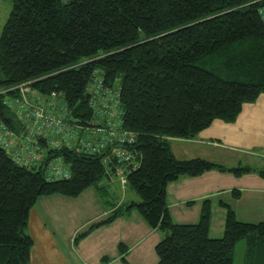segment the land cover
Returning a JSON list of instances; mask_svg holds the SVG:
<instances>
[{
  "label": "trees",
  "instance_id": "1",
  "mask_svg": "<svg viewBox=\"0 0 264 264\" xmlns=\"http://www.w3.org/2000/svg\"><path fill=\"white\" fill-rule=\"evenodd\" d=\"M12 3L0 37V123L12 132L7 144L0 138V264L31 263L29 222L40 198L76 197L93 185L105 197L116 172L141 200L116 206L75 243L136 211L166 233L156 245L158 264H234L243 239L247 264H264V220L242 221L221 201L225 229L214 238L210 199L196 223L173 221L167 202V186L183 176L219 170L264 177L255 166L178 159L170 143L195 138L215 120L235 122L264 93V0ZM25 98L65 131L30 134L20 112ZM110 127L135 135L121 145L131 159L109 156ZM99 145L107 146L94 150Z\"/></svg>",
  "mask_w": 264,
  "mask_h": 264
},
{
  "label": "crops",
  "instance_id": "2",
  "mask_svg": "<svg viewBox=\"0 0 264 264\" xmlns=\"http://www.w3.org/2000/svg\"><path fill=\"white\" fill-rule=\"evenodd\" d=\"M261 102L263 103V133H261L263 140L261 141L264 147L263 93L255 102L246 103L243 106V110L235 122L229 123L223 120H215L210 127L200 132L193 139L171 138L170 143L174 155L181 160L201 157L229 167H235L234 165L236 163L232 159L234 161L237 159V163L241 164L239 158L242 153L250 156L251 154H256L249 146L252 139L255 138L253 135L256 133L253 131L241 133L236 127L243 123L246 115ZM222 129L224 131L229 130L230 138H226L228 132H225L224 135L221 133ZM263 156L264 153L259 155V157ZM115 177L114 182L108 184L106 189L108 194L105 198L106 202L104 201L106 206H102L99 201L98 203L95 202V197L93 196L94 190L89 191L91 192V196L87 200L86 206H79L74 212L67 213L64 216L58 215L56 209L59 206L70 204L71 198L53 195L42 197L38 200L31 210L29 222V226L31 227L32 225L33 228L31 235L34 239L30 264H121L119 262V255L116 252L118 241L123 240V238H120L122 235L118 232L117 227H115L118 221L96 229L90 234L91 237L79 246L73 242L75 236L80 231L86 229L85 227L88 228L92 224L107 217L116 206L130 202L126 200L130 191L133 190L123 187L119 181V177ZM234 189H238L241 192V197L236 200L232 198ZM263 196L264 177L260 176L257 172L245 174L243 177H236L228 172L210 170L197 177H180L178 180L170 183L167 188L169 211L177 223L198 222L203 201L205 199L212 200L211 237L222 236L225 229V211L218 202L221 200L229 202L234 207L236 213H238L237 209L241 210L243 206L250 210L257 209L260 199L261 203H263ZM72 200L78 201L79 199ZM140 200L139 196L131 193V201L139 202ZM49 202L52 203L51 219H49L45 211L40 212L38 210L39 208L44 210L49 205ZM109 203H112V205H109ZM38 204L39 207L36 209L35 207ZM113 204L116 205L114 206ZM90 205L92 206L90 207ZM177 214L184 220H177L175 218ZM253 216L255 218H261L263 217V213L254 214ZM130 217L133 218L131 215L125 218ZM260 220L262 221V219ZM155 230L160 232L156 231L157 239H160L158 241L159 243L165 237L166 233L158 228ZM68 233L70 238H68ZM130 235L132 237L131 233ZM130 235H126L124 240L129 239ZM65 238L72 239V243L68 245L61 244L60 241L65 240ZM246 242L248 251L250 244L248 240ZM105 255H108L107 259L110 257L108 261L103 260ZM111 257H113L112 261ZM140 259V262L136 260H131V262L132 264H158L157 258L151 257V262H148L150 259Z\"/></svg>",
  "mask_w": 264,
  "mask_h": 264
},
{
  "label": "rangeland",
  "instance_id": "3",
  "mask_svg": "<svg viewBox=\"0 0 264 264\" xmlns=\"http://www.w3.org/2000/svg\"><path fill=\"white\" fill-rule=\"evenodd\" d=\"M12 7H13L12 0H0V37H1L2 31H3L4 25L10 16V13L12 11ZM236 128H237V130L241 131V133H243V132L249 133L250 131H253L256 133L253 135V136H255V138L252 139L251 144L249 145L250 148L256 154H251V156H250V155H245L242 153L240 158H239V160L241 161V164L237 163L238 162L237 159H235V161H234V159H232V161L236 163L234 166L237 167V166L241 165L243 167L255 166L256 168H264V158H263L264 156L259 157V155L264 153L263 142L261 141V140H263V135L261 134V133H263L262 132L263 131V103L261 102L260 104H257L252 109V111L246 115V117L243 120V123H241L239 126L237 125ZM236 128H234V129H236ZM228 131H229L228 129H227V131H224L222 129L221 133L224 135L225 132H228ZM229 133L230 132L227 133V137H226L227 139L230 138ZM19 141H20V137H19ZM108 153H109V156L111 157V159H114L115 157L117 158L116 152H114L113 150L108 152ZM228 173L235 175L233 172H228ZM115 174L117 177H119V179H121L119 172H116ZM244 175L245 174L235 175V176L236 177H243ZM186 177H189V176H186ZM194 177H197V176H194ZM121 184L124 187L125 182L121 181ZM167 188H168V186H167ZM127 189H128V187H127ZM93 190H94L93 196L95 197V202L98 203V201H99V202H101L102 206L103 205L106 206V204H105V202H106L105 197L106 196L103 197L101 195V193H99L98 190L96 189V186L93 185V186H90L89 188H87L79 196L69 197V199L71 198L70 204H68V205L64 204L65 206H59L58 209H56L58 212V215L64 216V215H67V213L70 214V213L74 212L76 210V208L79 206H82V205L86 206L85 204H87V202H88L87 200H89V197L91 196V192H89V191H93ZM234 190H238V189H234ZM131 193H134L135 195L139 196V194L135 190L130 191V193L127 197V200H126L127 202L131 201ZM232 198L235 200L238 199L234 196L233 192H232ZM65 199H67V198H65ZM72 199H79V200L75 201ZM139 199H140V196H139ZM221 199H223V198H221ZM259 199H260V197H259ZM204 201H203V203H204ZM221 201H225V200H221ZM221 201L218 202L219 205H221ZM225 202H227V201H225ZM227 203H229V202H227ZM211 205H212V212H213L212 200H211ZM51 206H52V203L49 202V205H47V207L44 210H41L40 208L38 210L40 212L45 211L46 215L49 217V219H51L52 218ZM91 206L92 205H90V207ZM37 207H39V204L35 208L37 209ZM53 208H55V207H53ZM201 210H202V208H201ZM224 211H225V209H224ZM237 212H238L237 217L242 219V220L244 219L243 221L248 222L249 220H252L249 222H258V221H261L260 219L264 220V196H263V203H261V199H260V203L257 205V209L250 210L249 208H246L243 206L241 210L237 209ZM258 213H260V214L263 213V217L255 218L253 216L254 214H258ZM130 215L133 216V218H131V217L125 218L126 216L128 217ZM200 216H201V213H200ZM200 216L198 217V220L200 219ZM171 217H172V215H171ZM123 218H125V219H123ZM175 218L177 220H184L178 214L175 216ZM121 219H123V220H121ZM172 219H173V221H175L173 217H172ZM211 219H212V216H211ZM190 220L192 221V219H190ZM115 221H118V224L115 227H117L118 232L122 235L120 238H123V240H119L117 245H116V252L119 255V262L121 264H126L124 258L126 259V261L128 263H131V264H132L131 260H136L137 262H140L141 261L140 258L150 259L148 262L152 261L151 257L158 259V255L156 253V245L160 239L159 240L157 239V234H156L157 230H155L157 228H154L153 226H151L143 218V216L136 211H133L127 215L119 216L117 219H115L113 222H111L108 225L113 224ZM85 228L88 229L87 227H85ZM86 229H84V230H86ZM96 229H98V228H96ZM31 230L33 231L32 225H31V227L29 226L30 234H31ZM84 230L80 231L75 237H77ZM95 230H93L92 232H94ZM157 232H159V231H157ZM130 233L132 234V237H131ZM90 234L87 235L86 237L82 238L78 243H75V241H74L75 238H74V240H73L74 244L75 245L78 244V246H79L80 244L84 243V241H86L87 239H89V237H91ZM128 234L130 235V238L127 240H124V238ZM68 238H70L69 233H68ZM214 238H218V237H214ZM60 243L68 245L69 243L70 244L72 243V239L65 238V240H61ZM246 251H247L246 239L240 240L235 246L234 264H247ZM107 256L108 255H105L104 257L107 258ZM257 257H260V255ZM105 258L103 259L104 261H108L110 259V257L108 259H105ZM111 258H112L111 259V261H112L113 257H111ZM83 263H85V262L83 261ZM256 264H259V261Z\"/></svg>",
  "mask_w": 264,
  "mask_h": 264
},
{
  "label": "built area",
  "instance_id": "4",
  "mask_svg": "<svg viewBox=\"0 0 264 264\" xmlns=\"http://www.w3.org/2000/svg\"><path fill=\"white\" fill-rule=\"evenodd\" d=\"M260 13L262 15V17L264 16V7H262L260 9ZM96 84L99 86H101V78H98V81L96 82ZM53 97L57 96V94L55 92H53L52 94ZM111 99V98H110ZM31 103L28 102V100L25 98V102L22 104V109L20 110V112H24L26 111V114H22V116L25 119L26 122V130L32 134V132L34 130H37L38 133L42 134L45 133L47 130L52 129L53 130H57V132L59 134H62L65 129L62 127V121L60 119L57 118V120L55 118L51 119V116H46L45 112L43 111V109H37L35 111L31 110ZM110 107H113L115 110L117 108V103L113 101V103L110 105ZM29 117H34L35 121L29 120ZM41 118L44 120L39 121V119L41 120ZM2 126L3 124L0 123V138H2L6 144H7V137L9 135H12V133L8 134L6 132H4L2 130ZM4 128V126H3ZM103 128H107L106 126H104ZM109 129V128H108ZM110 142L113 148V151L116 152L117 157L123 161V160H129L131 159V155H129L127 152H125L124 150L121 149V145L122 144H132L135 140V135L132 132H127V131H122L119 128H111L110 127ZM9 145V144H8ZM107 145L105 146H97L94 147V150L99 149L101 150L103 147L106 148ZM30 161H33V158H29ZM120 178L123 182H126V179L124 177V175L121 173L120 174Z\"/></svg>",
  "mask_w": 264,
  "mask_h": 264
}]
</instances>
